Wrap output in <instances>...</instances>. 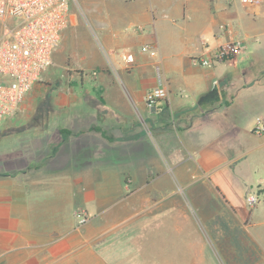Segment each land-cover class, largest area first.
Here are the masks:
<instances>
[{"label":"crops","instance_id":"0c3cea01","mask_svg":"<svg viewBox=\"0 0 264 264\" xmlns=\"http://www.w3.org/2000/svg\"><path fill=\"white\" fill-rule=\"evenodd\" d=\"M232 42L240 50L231 58L209 67L195 62ZM146 44L149 53L141 51ZM128 55L132 64L123 59ZM52 61L78 74L80 88L70 96L81 99L67 106L63 137L50 146L48 162L16 170L14 195H0V264H22L24 253L29 264H51V257L86 244V228L74 231L81 208L75 198L89 174L102 187L103 178L115 177L125 201L138 192L163 194L158 212L148 213L159 203L143 197L141 211L131 206L125 216H112L111 246L99 222L104 213L90 216L95 253L110 257L109 264L119 262L116 256L165 255L131 245L139 226L169 217L181 231L192 216L189 264L212 244L217 264H264V133L252 131L264 119V3L71 0ZM92 70L95 79L86 76ZM160 82L167 97L149 110L144 95ZM248 195L258 198L251 209ZM121 234L129 241L115 247Z\"/></svg>","mask_w":264,"mask_h":264},{"label":"rangeland","instance_id":"374dc122","mask_svg":"<svg viewBox=\"0 0 264 264\" xmlns=\"http://www.w3.org/2000/svg\"><path fill=\"white\" fill-rule=\"evenodd\" d=\"M66 61L67 63L69 62L68 60ZM72 74L66 66H55L53 61H51L50 66L41 74L38 81L24 97L17 112L3 120L0 124V195L10 193L13 196L17 174L15 171L18 170V173L20 171H30L37 167V161L40 159L42 162H48L49 158L47 155H49L50 146L55 142H59V138L63 137L64 130L61 126L66 121L65 113L68 111L67 106L71 103L75 104L77 103L76 100L81 99L80 96H70L73 89L80 88L78 85V74ZM97 74L98 72L95 70L86 72V76H90L91 79H95ZM94 163L91 162V167ZM107 167H100V170L103 172ZM30 176L31 174L28 175V178ZM100 179V177L97 178L89 174L85 178V187L82 185L84 192L81 194L76 193L75 203L78 206L80 205L81 208L76 209L75 212L76 230L74 231L86 228V244L81 240L77 243L79 248H71V254L67 257H51L49 259L51 264H109L111 261L110 257L101 259L95 253V217L90 220V216L101 212L104 213V218L99 222H103V238L107 239L106 244H110L111 246L112 225L110 221L112 220V216L113 218L114 216L115 218L125 216L126 209L130 210L131 206L135 207V210L141 211V208L138 207L142 204L143 197L149 198L152 203L161 201L163 197V194L159 192H138L131 199L125 201V196L128 193L116 191L115 177L103 178L105 187H102L100 182L96 186L95 182L97 180L100 181ZM8 180L9 182H6ZM124 180L127 184H130V180H126V177ZM100 187L103 188L102 191H99ZM81 195L84 197V200L80 199ZM185 197V194H183V200L187 199ZM128 201H131L130 205H125ZM164 206L159 203L156 207L148 209L147 212H158ZM189 212L191 213V210ZM189 221V223L181 226V231L174 229V221L169 217L162 219L160 224L149 226L146 223L141 224L139 229L142 230V233L136 235V240L131 245H134L138 251L140 248L141 250L147 248L146 252L151 255L158 254L162 249L165 250V253H162L165 255L161 256V254H158V256H153L152 258L145 256L139 258L134 255L128 257L116 256L114 259L119 260L116 264H141L139 263L141 261L146 264L149 262V259H151V262H154H152L153 264H189L191 260L190 239L191 234L194 235L196 232L194 226H197V220L195 221L192 216V220ZM198 226V232L206 239L208 235L206 228H203L199 224ZM118 238L116 239L115 236L113 242L115 247L119 244H125L127 240L129 241L130 237L121 234ZM205 243L204 241L203 244L205 245ZM198 244L200 243L198 242ZM213 245L212 247L208 246L206 250L204 248V251H202L203 258L201 256L194 258L197 259L198 264H217L218 259H221L217 255L218 253H213V249L216 250ZM123 251H126V246H124ZM63 253L67 255L68 252L65 251ZM138 254L140 255L139 252ZM29 255L30 253H24L21 256L22 264H29L27 263V261L31 260Z\"/></svg>","mask_w":264,"mask_h":264},{"label":"built area","instance_id":"2783aa9c","mask_svg":"<svg viewBox=\"0 0 264 264\" xmlns=\"http://www.w3.org/2000/svg\"><path fill=\"white\" fill-rule=\"evenodd\" d=\"M238 1L242 6L264 3V0ZM70 2L0 0V124L17 112L26 94L50 66L61 32L69 24ZM239 50L240 45L232 42L195 62L199 66L209 67L213 62L231 58ZM141 51L149 53L152 46L143 45ZM123 59L126 64L134 62L131 55ZM166 97L167 90L160 82L145 93V106L152 110ZM252 131L256 135L263 134L264 119L258 118ZM245 201L251 209L258 203V198L248 195Z\"/></svg>","mask_w":264,"mask_h":264},{"label":"trees","instance_id":"16d2710c","mask_svg":"<svg viewBox=\"0 0 264 264\" xmlns=\"http://www.w3.org/2000/svg\"><path fill=\"white\" fill-rule=\"evenodd\" d=\"M80 73V72H79Z\"/></svg>","mask_w":264,"mask_h":264}]
</instances>
